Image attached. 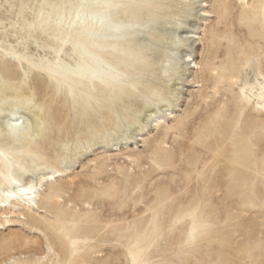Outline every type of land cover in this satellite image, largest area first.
Wrapping results in <instances>:
<instances>
[{
	"label": "rangeland",
	"instance_id": "374dc122",
	"mask_svg": "<svg viewBox=\"0 0 264 264\" xmlns=\"http://www.w3.org/2000/svg\"><path fill=\"white\" fill-rule=\"evenodd\" d=\"M201 1L0 0V264H264V0Z\"/></svg>",
	"mask_w": 264,
	"mask_h": 264
},
{
	"label": "bare ground",
	"instance_id": "6f19581e",
	"mask_svg": "<svg viewBox=\"0 0 264 264\" xmlns=\"http://www.w3.org/2000/svg\"><path fill=\"white\" fill-rule=\"evenodd\" d=\"M205 0L201 1V3H203ZM240 2V4H248V0H238ZM207 2V1H206ZM196 4V3H195ZM18 6V5H17ZM208 5H204V8H206ZM32 7V6H31ZM29 9V7H27ZM32 9V8H31ZM49 9V8H48ZM48 9L46 10H43L39 15V26L42 30H44L45 28H48L49 27V21L52 19L51 18V14L52 12L50 13L48 11ZM27 10V9H26ZM37 10V9H36ZM33 11L35 12V10L33 9ZM28 12V11H26ZM37 13V12H36ZM14 15V14H13ZM29 15V14H28ZM32 15V14H31ZM210 12L209 10H202V16L203 17H211L210 16ZM12 16V15H11ZM15 16V15H14ZM26 16V15H25ZM17 17V16H16ZM15 17V18H16ZM27 17V16H26ZM59 17V16H58ZM25 18V17H24ZM29 18V17H28ZM51 18V19H50ZM62 18V17H61ZM34 19V18H33ZM38 19V17H37ZM5 20H9V25H10V32L9 31H4L3 36L6 37V38H9V36H11L12 38L13 37H16V34H17V30L14 29V25H15V22H13V19H10V18H7V16H4V17H0V24L4 23ZM19 20V18H17V21ZM25 20V19H24ZM35 20V19H34ZM38 22V20H36ZM75 21V20H74ZM19 22V21H18ZM54 22V21H53ZM61 19L60 21L56 20L55 19V23H54V26H55V30L53 32V36L51 38H49V40L46 41L45 43V46L50 50H54L57 46L58 47V52L61 54V52H63V49H64V46L67 45L69 42V32L70 31H65L62 30V26H61ZM34 21L33 22H29L28 21V29L30 32H33L34 30V27L33 26L34 24ZM51 23V22H50ZM73 23V22H72ZM27 24V23H26ZM53 24V23H52ZM63 24V23H62ZM74 24V23H73ZM37 25V23L35 24ZM66 26V25H65ZM64 26V28H66ZM53 27V26H52ZM70 29V28H69ZM51 31V29L49 28V32ZM52 31H53V28H52ZM51 31V32H52ZM34 33V32H33ZM32 33V34H33ZM27 35V34H26ZM189 35V34H188ZM2 36V37H3ZM36 37V36H35ZM195 37V36H194ZM192 35L190 36H184V37H180V36H177L176 38V44H179V43H185L186 40H190L191 38H194ZM59 39V42L56 44L55 41ZM71 40V39H70ZM3 42V41H2ZM10 47H12V43H11V40L9 39L8 41ZM69 45V44H68ZM55 47V48H53ZM73 47V46H72ZM0 48H2V51H4V53H7L9 54L10 53V49L7 47H3L0 45ZM67 48V47H66ZM69 48V47H68ZM57 49V48H56ZM1 50V49H0ZM12 50V49H11ZM75 50V49H74ZM57 51V50H56ZM55 51V52H56ZM71 52V51H70ZM12 55V54H11ZM187 57V59L185 60H182V63L179 65H177V68L178 70H180L181 73H183L185 75V73H187V71L189 70V68H198L200 70H202V66H200L199 63H196L195 60H192V55L190 53H187L185 55ZM13 57V55H12ZM14 60H20V58L18 56H14ZM192 64V65H191ZM194 64V65H193ZM192 66V67H191ZM204 71V70H203ZM204 73V72H202ZM205 78H207V82H210V81H217L218 80V74L215 73L214 71L211 72V73H205ZM198 83V82H196ZM178 90V89H177ZM176 94H179V92H177ZM146 118V117H145ZM151 118V116H149L147 118V120H149ZM159 121H157V124L156 126L161 128L162 125H161V118H158ZM37 124V128H38V124L39 122H36ZM9 127H11L13 130H16L19 132V130L23 131V134H27V132L29 131L24 129V121L21 122L20 121V118L19 117H15V118H12L11 119V124L9 125ZM140 130H143V128H140ZM128 159H130V157H128ZM50 179L49 177H45L43 178L41 181H40V184H34L33 182H30L24 186H17L15 188L14 191H8V190H3L2 191V195L0 196V206H5L6 203H9L11 202L14 206H18V210H19V206L22 207V209L24 211H26L28 214L33 212L35 210V208H38V209H41V206H39V200L41 198V193H40V189L38 188V186L40 185L42 187V183L43 181H46L48 182ZM117 181V184H121L123 183L122 181L119 182V179H116ZM70 183L73 184L74 181L73 180H70ZM16 211L17 210H12L11 207H6L5 209L1 210L0 211V230L4 229L5 227H9L10 226V223H11V220L10 218L13 216V215H16ZM10 215V216H9ZM21 215H23V213H21Z\"/></svg>",
	"mask_w": 264,
	"mask_h": 264
}]
</instances>
